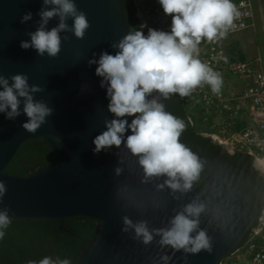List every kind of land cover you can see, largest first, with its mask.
Listing matches in <instances>:
<instances>
[{"label": "water", "instance_id": "water-1", "mask_svg": "<svg viewBox=\"0 0 264 264\" xmlns=\"http://www.w3.org/2000/svg\"><path fill=\"white\" fill-rule=\"evenodd\" d=\"M123 1L73 0L90 27L82 39L72 31H61L60 51L50 57L20 44L30 41L29 33L40 27V11L52 6L43 0H0V75L9 84L13 75H26L29 86L43 89L32 93L34 100L53 109L35 133L22 128L28 120L23 98L14 120L0 113V180L7 188L0 211L8 209L10 219L95 220L98 234L79 264H220L237 249L252 222L242 185L230 167L205 157L200 163L206 191L196 181L188 191H173L164 183L166 175L146 178L139 158L124 143L93 152L94 138L106 130L105 120L115 117L108 111L106 86H100L102 78L95 74L97 65L89 61L98 60L105 51L115 55L118 49L112 45L129 33ZM28 12L32 18L21 23ZM59 23V16H54L45 28L51 30ZM65 23L71 29L73 18ZM158 101L170 112L168 99L158 97ZM125 118L130 124L134 117ZM130 134L129 129L125 139ZM201 135L216 141L215 135ZM35 139L50 148L54 162L29 177L9 174L7 168L20 148ZM254 167L264 177L255 162ZM189 204L203 205L191 235L203 230L209 239V248L195 253L162 245L161 235L154 231L170 228L172 219ZM125 217L133 225L144 222L152 240L145 243L134 227L124 224Z\"/></svg>", "mask_w": 264, "mask_h": 264}, {"label": "clouds", "instance_id": "clouds-1", "mask_svg": "<svg viewBox=\"0 0 264 264\" xmlns=\"http://www.w3.org/2000/svg\"><path fill=\"white\" fill-rule=\"evenodd\" d=\"M43 2L52 7L40 11V27L29 33L30 41H21L20 47L33 48L41 56L47 53L55 57L61 47V31H72L82 39L90 25L86 14L77 10L73 0ZM158 2L165 15L171 17L170 31L149 28L147 35L141 30L129 31L112 45L118 49L115 55L105 51L98 60L89 61L90 65H97L95 74L102 78L100 86H106L108 111L115 117L105 120L106 130L94 138L93 152L98 154L112 146L119 148L124 143L139 158L146 178L166 175L164 183L173 191H188L198 179L202 165L198 157L179 141L185 129L184 121L165 111L158 97L168 99L172 94L187 97L202 83L209 85L213 93L220 92L222 77L198 58V45L202 40L214 41L218 33L223 37L225 31L221 30L232 25L237 10L232 0ZM54 16H59V25L46 30L45 25ZM68 17L73 18L71 29L65 23ZM31 18L32 14L28 12L21 23ZM11 81L9 84V80L0 75V113H6V119L14 120L20 115V98H23V112L28 120L22 128L35 133L46 123L45 118L53 109L34 100L32 93L43 89L38 85L29 86L26 75H13ZM153 93L158 96L148 99ZM125 117L134 118L129 124ZM129 129L131 134L125 139L124 134ZM115 171L119 174L121 169ZM6 191L5 183L0 180V202ZM202 211L203 205L189 204L172 219L170 228L154 230L161 235L160 243L193 253L208 249L209 239L203 230L194 237L191 235L198 227L197 218ZM10 223L8 209L0 211V239L5 236L2 229ZM124 224L134 227L137 236H142L145 243L152 240L144 222L133 225L125 217ZM28 264L37 262L29 261ZM38 264H70V261H53L44 257Z\"/></svg>", "mask_w": 264, "mask_h": 264}, {"label": "trees", "instance_id": "trees-1", "mask_svg": "<svg viewBox=\"0 0 264 264\" xmlns=\"http://www.w3.org/2000/svg\"><path fill=\"white\" fill-rule=\"evenodd\" d=\"M123 10L128 31L141 30L140 20L136 16L134 0H124ZM170 113L185 123V129L179 138L180 143L194 153L200 162L208 157L227 165L238 177L245 199L252 212V222L248 225L244 237L238 246L249 238L256 227L264 208V177L255 169V157L247 152L230 153L211 138L203 137L191 124L188 108L178 94L168 98ZM55 160L50 148L39 139L25 143L7 170L13 176L29 177L50 166ZM201 164V163H200ZM205 192L206 174L202 167L196 180ZM3 239H0V264H28L38 262L44 257L53 261L68 259L70 264H79L88 246L95 240L99 225L95 220L74 218L69 220L11 219Z\"/></svg>", "mask_w": 264, "mask_h": 264}, {"label": "built area", "instance_id": "built-area-1", "mask_svg": "<svg viewBox=\"0 0 264 264\" xmlns=\"http://www.w3.org/2000/svg\"><path fill=\"white\" fill-rule=\"evenodd\" d=\"M136 16L145 33L149 28L170 29L171 17L165 15L158 0H134ZM237 15L233 23L226 26L225 35L209 42L202 40L198 45V58L222 77L219 93H213L206 83H202L183 101L190 114L202 112L205 121L217 115L234 123L236 132L228 138L217 137L220 146L230 153L247 152L255 159L264 156V66L261 56L251 61L232 60L227 54L224 38L256 27V5L253 0H232ZM152 21L155 23L153 25ZM163 30V31H164ZM195 55V54H194ZM237 77L242 86H231L227 78ZM220 264H264V208L256 227L249 238Z\"/></svg>", "mask_w": 264, "mask_h": 264}, {"label": "rangeland", "instance_id": "rangeland-1", "mask_svg": "<svg viewBox=\"0 0 264 264\" xmlns=\"http://www.w3.org/2000/svg\"><path fill=\"white\" fill-rule=\"evenodd\" d=\"M253 1L256 5L255 29L225 37L224 42L228 45L227 54L230 59L251 61L261 56L264 66V0ZM152 23L155 25L153 21ZM158 30L161 29L158 28ZM227 82L231 86L238 87L243 85V81L239 80L237 77L227 78ZM187 110L191 124L200 134L206 133L217 137L228 138L236 132L234 123L229 119L221 116L218 118V116L215 115L211 117L213 120L205 121V116L202 112L198 111L196 116H192L189 108ZM261 156H264V154ZM255 160L258 161V159ZM256 161H254L255 165Z\"/></svg>", "mask_w": 264, "mask_h": 264}, {"label": "bare ground", "instance_id": "bare-ground-1", "mask_svg": "<svg viewBox=\"0 0 264 264\" xmlns=\"http://www.w3.org/2000/svg\"><path fill=\"white\" fill-rule=\"evenodd\" d=\"M256 167H258L262 172H264V160L258 159V161H256Z\"/></svg>", "mask_w": 264, "mask_h": 264}, {"label": "flooded vegetation", "instance_id": "flooded-vegetation-1", "mask_svg": "<svg viewBox=\"0 0 264 264\" xmlns=\"http://www.w3.org/2000/svg\"><path fill=\"white\" fill-rule=\"evenodd\" d=\"M181 137V136H180Z\"/></svg>", "mask_w": 264, "mask_h": 264}]
</instances>
